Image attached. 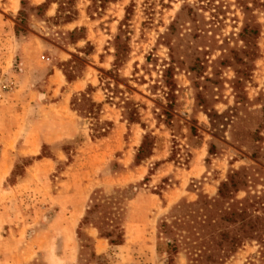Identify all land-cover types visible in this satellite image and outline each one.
Returning <instances> with one entry per match:
<instances>
[{
  "label": "rangeland",
  "instance_id": "obj_1",
  "mask_svg": "<svg viewBox=\"0 0 264 264\" xmlns=\"http://www.w3.org/2000/svg\"><path fill=\"white\" fill-rule=\"evenodd\" d=\"M24 1L22 15H11L0 0V264H168L159 224L178 205L216 198L232 171L238 208L253 201L260 226L226 264H264V129L257 142L254 134L264 127L261 10L254 58L240 52L236 0H51L59 17L45 23ZM65 16L74 22L64 27ZM55 46L87 62L64 69L92 76L99 105L49 104L60 98L45 95ZM235 52L251 66L237 91L244 65ZM130 110L137 122L128 124ZM100 232L123 239L110 244ZM187 263L184 250L173 255L171 264Z\"/></svg>",
  "mask_w": 264,
  "mask_h": 264
},
{
  "label": "trees",
  "instance_id": "obj_2",
  "mask_svg": "<svg viewBox=\"0 0 264 264\" xmlns=\"http://www.w3.org/2000/svg\"><path fill=\"white\" fill-rule=\"evenodd\" d=\"M24 2V0H21L22 7L24 6ZM47 2H56L58 4V13L55 18L57 19L61 8L60 2L51 0H47ZM236 2L243 9L245 15V21L238 33L239 39L243 42V48L240 52L244 56L252 55V57L258 58L260 56V48L257 40L261 34V24L253 12L257 8L264 14V0H236ZM45 4L33 7V9L39 11ZM19 13L22 15L23 12L19 11ZM72 19L71 16H65L64 22H69ZM73 32H70V34H73ZM115 39L118 40V36ZM115 47L117 48L114 55V68L123 63V55L120 51L119 44ZM234 55V64L237 65L240 63L244 65L242 69L235 70L238 77L233 82V88L237 91L241 87L243 79L249 76L251 66L238 55V52H235ZM73 61L77 62L76 59H72L61 64L67 81H71L78 76L64 69L65 66H70ZM165 82L166 84L169 83L168 80ZM91 89V86H88L85 92L79 93L78 95L81 98H77L76 95L71 97L70 106L72 110L76 112L80 111L78 108H74L76 100L79 101L78 105H80L82 100L83 102L87 101L91 105H99L89 97V91ZM235 95L237 102L243 99L240 94L236 93ZM108 99H111V97H108ZM261 111L264 113V106ZM136 114V110L126 112L124 118L127 123L137 122ZM260 129H264V127L260 125L254 131L255 137H257L255 142L261 139ZM144 144L143 141L138 149L135 157L137 161L141 160L140 158L145 151ZM212 148L213 146L209 148V152H211ZM251 157L255 158V155L252 154ZM239 183V172L232 171L226 181L220 183L216 198L201 200L191 204L185 203L181 206L178 205L176 206L177 215L170 217L172 219L170 222L163 220L159 224V232L167 238L165 252L168 255V264L172 263L173 255L177 254L179 250L186 252L187 264H226V259L240 248L242 238L250 237V233H255L258 230L257 228L260 226L259 218L257 217L256 220H252L251 212H248V208L253 207L252 198L249 197L245 200H251V204H246L243 209H240L238 208V204L242 203L233 196L234 193L239 191ZM91 210L87 212V215L92 212ZM198 210L201 211V215ZM183 232L186 234L185 236L181 235ZM100 236L109 239L110 244H120L123 239L122 235L119 234L117 240H113L111 232H100ZM260 256L264 258V248L260 251ZM246 264L255 263L248 261Z\"/></svg>",
  "mask_w": 264,
  "mask_h": 264
},
{
  "label": "crops",
  "instance_id": "obj_3",
  "mask_svg": "<svg viewBox=\"0 0 264 264\" xmlns=\"http://www.w3.org/2000/svg\"><path fill=\"white\" fill-rule=\"evenodd\" d=\"M45 4V6L41 10L36 11L37 16V23H45L49 20H54L58 13V4L56 2H47V0H32V8ZM7 9L10 11L11 15L16 14L19 11H22V5L21 0H8L6 3ZM74 22V19H72L69 22H64L63 26L70 25ZM25 29L29 31V33H26L25 38L27 41L31 44H35V41H39L37 35L34 34L33 31H31L29 28H27V25H25ZM77 28H73L70 32L75 31ZM79 43H85L88 42H79ZM57 49V57H56V63L51 67L50 73L48 76V85H47V92L45 95L47 97H55L57 94L60 95V98L53 102L49 103L54 109H62V110H72L70 108V100L73 95L79 94L81 92H85L88 86H91V93H89V97L92 99L93 102L96 104L98 103L93 95L98 91V87L95 86V80L92 78L91 75H87V72L85 71L83 74H78L77 77L73 78L71 81H67L64 73H63V67L62 63H66L72 59H76L77 62L73 61V64L78 63V65L86 64L88 66L87 62L83 60L82 58L78 57L77 55L73 53H69V51L65 50L62 47L55 46ZM63 55H66L64 57ZM58 111V110H57ZM127 122V121H126ZM129 124V123H128ZM89 235L97 241L98 246L103 245V240L97 239V230L93 228L88 229Z\"/></svg>",
  "mask_w": 264,
  "mask_h": 264
}]
</instances>
